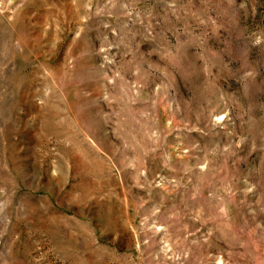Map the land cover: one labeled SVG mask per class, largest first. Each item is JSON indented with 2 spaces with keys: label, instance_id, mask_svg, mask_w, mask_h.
<instances>
[{
  "label": "rangeland",
  "instance_id": "374dc122",
  "mask_svg": "<svg viewBox=\"0 0 264 264\" xmlns=\"http://www.w3.org/2000/svg\"><path fill=\"white\" fill-rule=\"evenodd\" d=\"M0 264H264V0H0Z\"/></svg>",
  "mask_w": 264,
  "mask_h": 264
}]
</instances>
